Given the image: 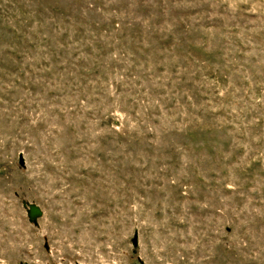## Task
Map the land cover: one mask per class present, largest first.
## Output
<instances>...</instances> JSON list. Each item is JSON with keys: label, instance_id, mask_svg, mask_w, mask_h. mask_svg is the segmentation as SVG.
Instances as JSON below:
<instances>
[{"label": "rangeland", "instance_id": "374dc122", "mask_svg": "<svg viewBox=\"0 0 264 264\" xmlns=\"http://www.w3.org/2000/svg\"><path fill=\"white\" fill-rule=\"evenodd\" d=\"M0 264H264V0H0Z\"/></svg>", "mask_w": 264, "mask_h": 264}, {"label": "water", "instance_id": "95a60500", "mask_svg": "<svg viewBox=\"0 0 264 264\" xmlns=\"http://www.w3.org/2000/svg\"><path fill=\"white\" fill-rule=\"evenodd\" d=\"M28 219L30 221H36L37 218L41 216V211L39 210L38 207L34 205H28Z\"/></svg>", "mask_w": 264, "mask_h": 264}]
</instances>
